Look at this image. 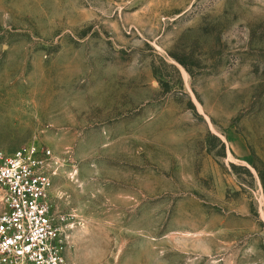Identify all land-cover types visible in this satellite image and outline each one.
I'll return each instance as SVG.
<instances>
[{
    "label": "rangeland",
    "instance_id": "1",
    "mask_svg": "<svg viewBox=\"0 0 264 264\" xmlns=\"http://www.w3.org/2000/svg\"><path fill=\"white\" fill-rule=\"evenodd\" d=\"M26 144L74 264H264V0H0V150Z\"/></svg>",
    "mask_w": 264,
    "mask_h": 264
},
{
    "label": "built area",
    "instance_id": "2",
    "mask_svg": "<svg viewBox=\"0 0 264 264\" xmlns=\"http://www.w3.org/2000/svg\"><path fill=\"white\" fill-rule=\"evenodd\" d=\"M59 158L51 148L26 144L0 150V264H74L70 215L53 202Z\"/></svg>",
    "mask_w": 264,
    "mask_h": 264
}]
</instances>
